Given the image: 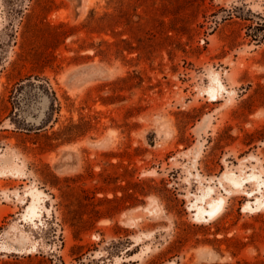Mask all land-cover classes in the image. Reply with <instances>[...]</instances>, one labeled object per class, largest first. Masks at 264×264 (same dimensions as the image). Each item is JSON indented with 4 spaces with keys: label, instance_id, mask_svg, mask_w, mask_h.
Segmentation results:
<instances>
[{
    "label": "rangeland",
    "instance_id": "rangeland-1",
    "mask_svg": "<svg viewBox=\"0 0 264 264\" xmlns=\"http://www.w3.org/2000/svg\"><path fill=\"white\" fill-rule=\"evenodd\" d=\"M79 5L0 0V264H264V0Z\"/></svg>",
    "mask_w": 264,
    "mask_h": 264
},
{
    "label": "bare ground",
    "instance_id": "bare-ground-1",
    "mask_svg": "<svg viewBox=\"0 0 264 264\" xmlns=\"http://www.w3.org/2000/svg\"><path fill=\"white\" fill-rule=\"evenodd\" d=\"M91 1L92 0H80V5H79V12H80V14L81 13H84L86 10H87V8H89V4L91 3ZM217 75V74H216ZM213 78V77H212ZM215 78V77H214ZM213 78V79H214ZM216 78H218V77H216ZM216 82L218 83V85L220 86V88L221 87H223V86H221V83H220V81H219V79H217L216 80ZM215 83V82H214ZM216 83V84H217ZM217 86V85H216ZM215 86V87H216ZM212 89H214V88H212ZM212 89H211V91H212ZM216 90H217V88H215ZM215 89L213 90V93H214V91H215ZM218 90H219V87H218ZM209 91V90H208ZM220 91V90H219ZM209 93H211L210 91H209ZM218 93V92H217ZM212 94V93H211ZM215 95H216V93H215ZM214 95V96H215ZM213 96V95H212ZM232 180H235L234 178H232ZM235 182H236V180H235ZM34 189V188H33ZM33 189L31 190V193H32V191H33ZM39 191V190H38ZM37 190L35 191L34 190V195H33V199H35V197L37 196V195H39V196H41V195H43V193L41 192V190H40V192H41V195H40V192H38ZM30 193V192H29ZM32 193V194H33ZM32 198H30V200L32 199ZM39 197H37V199H38ZM37 199H35V200H37ZM41 199V198H40ZM39 201V200H38ZM35 202L36 201H31L30 202V206H29V212H30V214L32 215V218L31 219H33V216H34V214H36V205H35ZM37 204V203H36ZM224 210V205H223V202H222V199H220V200H217L215 203H214V205H213V207L211 208V212H212V214H221L222 213V211ZM27 214V213H26ZM30 214H28V215H30ZM30 215V216H31ZM25 217V216H24ZM27 217H29V216H27ZM34 220V219H33ZM5 246V245H4ZM8 247V246H7ZM9 249V248H8Z\"/></svg>",
    "mask_w": 264,
    "mask_h": 264
}]
</instances>
